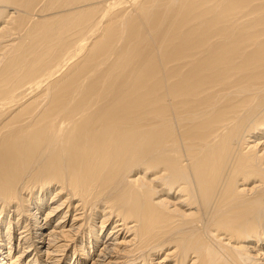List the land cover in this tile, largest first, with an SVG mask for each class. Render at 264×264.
Segmentation results:
<instances>
[{"label": "bare ground", "instance_id": "6f19581e", "mask_svg": "<svg viewBox=\"0 0 264 264\" xmlns=\"http://www.w3.org/2000/svg\"><path fill=\"white\" fill-rule=\"evenodd\" d=\"M0 264H264V0H0Z\"/></svg>", "mask_w": 264, "mask_h": 264}]
</instances>
